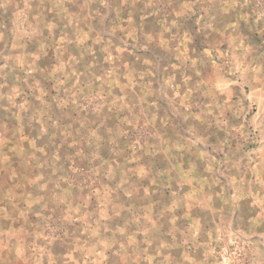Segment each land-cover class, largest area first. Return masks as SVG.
I'll use <instances>...</instances> for the list:
<instances>
[{
  "label": "rangeland",
  "instance_id": "obj_1",
  "mask_svg": "<svg viewBox=\"0 0 264 264\" xmlns=\"http://www.w3.org/2000/svg\"><path fill=\"white\" fill-rule=\"evenodd\" d=\"M0 264H264V0H0Z\"/></svg>",
  "mask_w": 264,
  "mask_h": 264
}]
</instances>
